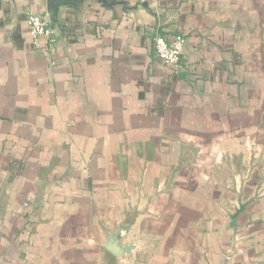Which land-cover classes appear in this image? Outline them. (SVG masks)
I'll return each instance as SVG.
<instances>
[{
	"label": "crops",
	"instance_id": "obj_1",
	"mask_svg": "<svg viewBox=\"0 0 264 264\" xmlns=\"http://www.w3.org/2000/svg\"><path fill=\"white\" fill-rule=\"evenodd\" d=\"M49 8L0 0V264H264V0Z\"/></svg>",
	"mask_w": 264,
	"mask_h": 264
},
{
	"label": "built area",
	"instance_id": "obj_2",
	"mask_svg": "<svg viewBox=\"0 0 264 264\" xmlns=\"http://www.w3.org/2000/svg\"><path fill=\"white\" fill-rule=\"evenodd\" d=\"M28 34L30 39L36 43L40 39H51L52 20L48 15L39 16L28 13L26 15ZM155 55L164 65L178 69L181 63V56L185 46V39L182 36L175 37L168 41L162 34L157 33L153 39Z\"/></svg>",
	"mask_w": 264,
	"mask_h": 264
},
{
	"label": "water",
	"instance_id": "obj_3",
	"mask_svg": "<svg viewBox=\"0 0 264 264\" xmlns=\"http://www.w3.org/2000/svg\"><path fill=\"white\" fill-rule=\"evenodd\" d=\"M54 0H48V5L50 6L49 12L52 11Z\"/></svg>",
	"mask_w": 264,
	"mask_h": 264
}]
</instances>
